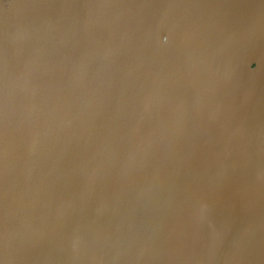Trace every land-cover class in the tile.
I'll use <instances>...</instances> for the list:
<instances>
[{"label": "water", "instance_id": "1", "mask_svg": "<svg viewBox=\"0 0 264 264\" xmlns=\"http://www.w3.org/2000/svg\"><path fill=\"white\" fill-rule=\"evenodd\" d=\"M0 264H264V0H0Z\"/></svg>", "mask_w": 264, "mask_h": 264}]
</instances>
